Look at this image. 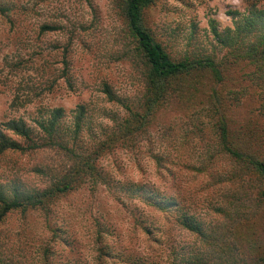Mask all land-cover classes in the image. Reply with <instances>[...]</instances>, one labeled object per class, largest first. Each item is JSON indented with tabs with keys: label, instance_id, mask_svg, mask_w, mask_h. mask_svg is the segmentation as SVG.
Wrapping results in <instances>:
<instances>
[{
	"label": "rangeland",
	"instance_id": "374dc122",
	"mask_svg": "<svg viewBox=\"0 0 264 264\" xmlns=\"http://www.w3.org/2000/svg\"><path fill=\"white\" fill-rule=\"evenodd\" d=\"M254 7H264V0H157L145 16L173 58L222 61L239 58L230 53L234 45L218 41L214 28H231L234 38L237 22ZM44 24L57 28L45 30ZM139 59L119 0H0V130L21 140L6 123L24 120L39 143L36 149L9 151L0 158V189L8 194L39 190L64 167L67 151L46 145L48 134L40 124L55 108L63 109L62 135L77 151L93 149L119 129L131 110L141 108L144 70ZM196 79L183 94L172 95L131 142L99 160L105 182H87L47 208L16 210L0 221V263L38 264L50 242L55 264H94L100 253L94 242L98 223L112 253L109 264L118 255L148 248H155L157 264H171L174 251L196 245V235L146 199L172 198L181 213L214 228L213 246L227 263L213 261L252 260L264 243V207L257 197L263 182L222 151L210 98L214 80L208 74ZM216 86L237 142L248 131L264 138V90L252 67L227 65L224 82ZM81 106L84 122L74 141ZM257 147L264 151V142ZM142 216L151 218L161 244L143 234ZM66 238L73 244L67 245ZM197 247L204 248L199 241Z\"/></svg>",
	"mask_w": 264,
	"mask_h": 264
},
{
	"label": "trees",
	"instance_id": "16d2710c",
	"mask_svg": "<svg viewBox=\"0 0 264 264\" xmlns=\"http://www.w3.org/2000/svg\"><path fill=\"white\" fill-rule=\"evenodd\" d=\"M156 1L119 0L122 13L127 21L128 32L133 40V51L140 58L138 61L144 70V95L140 100L141 108L136 111L131 110V116L123 120L124 124L119 129L107 133L106 138L98 140L95 147L87 151H77L76 147L69 145L70 141L63 138L60 121L63 109L55 108L48 122H41L40 124L48 134L47 139L44 138L47 141L45 142L46 145L56 144L67 151L69 157L66 164L60 172H57L53 181L39 190L29 193L8 194L5 190L0 189V221H4L9 214L16 210L29 213L47 208L52 202L77 191L87 182L94 185L100 181L105 182L106 176L99 166V160L118 146L127 145L131 142V139L151 122L155 113L168 102L172 95L183 94L188 87L196 84L198 75L205 74L212 77L215 83L211 88L210 98L217 112L216 126L221 149L235 164L245 170H250L252 174L261 178L263 185L258 189L257 197L264 207V151L262 147H257L260 142H264V138L256 137L253 131H248L245 132L244 139L237 142L236 138L238 137L234 135L225 111V100L221 97L219 88L216 86L224 82L227 65L230 67L244 63L252 67L253 75L264 90V7L252 8L237 22V33L234 38L231 36V28H227L225 31H218L217 28H214L218 41L226 45H234L235 48L234 50L232 48L230 53L236 54L239 59H222L219 61L211 56H185L175 59L165 45L157 39L146 20V11ZM42 28L53 30L57 26L44 24ZM232 38L235 41H231ZM239 40V43L236 42ZM64 57V73L66 75V49ZM105 90L112 98L113 93L109 85H105ZM84 114V106H81L74 124L72 136L74 141H77L78 133L83 125ZM6 127L16 133L21 140L14 139L0 130V158L9 151L23 152L39 147V143L34 138L33 130L24 120H10L6 123ZM146 202L161 213H165L166 217L176 216L173 219L185 226L191 234L196 235V245L189 246L185 252L174 251L171 264H217L216 261H213L214 259L223 260L227 263L224 255L217 253L213 246L212 242L216 240L214 228L208 227L207 229L196 218L193 219L192 216L181 213L180 205L176 199L172 198L166 201L146 199ZM216 210L225 213L226 209L217 206ZM139 225H141L142 232L149 242L161 244V238L156 233L157 228H155L150 217H140ZM97 227L94 242L98 244L100 253L95 256L94 264H109L108 254L112 253L105 243L106 231L98 223ZM197 241L204 248L197 247ZM64 242L67 245L73 244L67 238ZM53 246L50 242L43 246L42 252L39 254L38 264H55ZM154 250L155 248H148L146 252L141 253H136L134 250L135 253L133 251L127 257L122 254L118 255L120 259L110 263L157 264L154 259L157 253ZM232 259L234 261L231 264H264V243L262 246L261 244L258 246L252 260H246L245 257L234 258V256Z\"/></svg>",
	"mask_w": 264,
	"mask_h": 264
}]
</instances>
